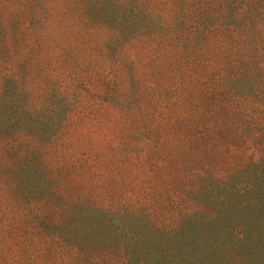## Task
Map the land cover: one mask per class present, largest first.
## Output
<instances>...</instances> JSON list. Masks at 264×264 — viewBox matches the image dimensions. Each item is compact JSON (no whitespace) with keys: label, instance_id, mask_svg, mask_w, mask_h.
<instances>
[{"label":"rangeland","instance_id":"rangeland-1","mask_svg":"<svg viewBox=\"0 0 264 264\" xmlns=\"http://www.w3.org/2000/svg\"><path fill=\"white\" fill-rule=\"evenodd\" d=\"M92 1L0 0V81L15 74L25 106L44 103L45 88L47 95L67 90L70 109L56 120L54 135L38 144L59 191L50 220H62L66 200L75 197L112 211L108 228L120 236L129 213L165 228L187 213L210 214L198 193L203 169L214 165L212 174L224 175L231 153L233 167L264 158V134L253 130L239 138L231 132L220 154L205 153L203 147L214 146L215 127L187 142V126L199 119L204 81L220 69L215 61L224 31L231 35L230 58L245 59L239 49L248 55L264 44V17L258 15L264 0H132V19L114 38L111 27L91 16ZM231 12L233 26L217 30ZM248 17H256V27L244 26ZM251 37L258 44L249 45ZM31 140L21 133L13 149L22 153ZM0 198L1 212L7 199ZM113 243L74 253L44 241V253L30 249L22 264H123L118 239ZM10 250L16 255L10 247L2 264H10Z\"/></svg>","mask_w":264,"mask_h":264},{"label":"trees","instance_id":"trees-1","mask_svg":"<svg viewBox=\"0 0 264 264\" xmlns=\"http://www.w3.org/2000/svg\"><path fill=\"white\" fill-rule=\"evenodd\" d=\"M131 3L132 0H93L91 16L101 18L100 21L111 27L114 38L119 26L124 28L132 19ZM113 6L115 11L111 10ZM258 15L264 17V8ZM233 16V12L227 13L215 28H230ZM258 22L256 17H248L244 26L256 27ZM224 34L219 44V61H215L221 64L220 69L211 80L208 77L204 81L205 93L197 98L200 108L195 124H198L193 121L194 126H187V142L215 127L211 138L214 146L203 147L205 153L220 154L225 149V137L231 132L239 138L253 130L258 136L264 134V44L251 49L248 55L239 49V56L244 55L245 59H234L230 58L231 35L227 31ZM255 37H251L249 45L253 40L258 44ZM244 64L246 67L241 66ZM20 88L15 74L3 75L0 81V196L4 194L7 204L0 212V264L10 247L17 250L16 255H11L10 250V264H22L30 249H37V256L44 253L39 247L44 241L56 242L63 250L69 246L75 253L79 247L89 244L111 246L114 239H118L117 248L124 252L123 264H264L263 157L240 161L233 167L235 154L229 153L228 169L222 176L212 174L214 165L205 167L198 193L210 214L187 213L180 223L166 228L143 214L142 217L129 213L123 217L121 231L124 233L120 236L108 228L113 220L112 211L93 208L76 197L73 201L66 200L70 204L66 211H61L62 220H50L49 206L59 191L39 158L38 144L47 135H54L56 120L63 119L70 109L65 105L67 90L59 89L56 94L47 95L46 88L43 89L45 102L37 107L34 101L25 106ZM21 133L29 136L34 144L19 153L13 148ZM2 204L4 200L0 198ZM29 214L31 219L27 221ZM25 222L26 229L22 231Z\"/></svg>","mask_w":264,"mask_h":264}]
</instances>
